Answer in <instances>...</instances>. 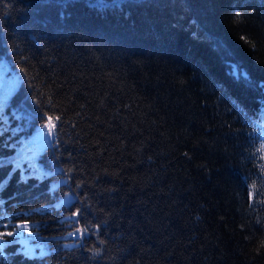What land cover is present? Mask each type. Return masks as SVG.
Instances as JSON below:
<instances>
[{
  "label": "trees",
  "instance_id": "obj_1",
  "mask_svg": "<svg viewBox=\"0 0 264 264\" xmlns=\"http://www.w3.org/2000/svg\"><path fill=\"white\" fill-rule=\"evenodd\" d=\"M94 2L106 0H71L61 20L57 0H0V159L20 165L0 167L6 182L0 220L29 218L35 242L55 244L41 264H264V204L249 195L253 183L264 191L258 165L249 160V134L261 131L264 99L229 76L210 44L192 37L190 23L195 18L201 35L226 44L230 60L262 81L260 0H249L240 18L232 12L237 0H188L191 11L179 0L175 6L162 0L167 7H131L128 18L101 15ZM15 75L23 78L18 85ZM29 95L45 107L51 97L56 109L48 114L64 121L59 139L75 161L64 152L49 164L60 152L35 139L43 121L26 123L17 115L32 109ZM141 143L137 156L133 146ZM33 165L54 174L32 175ZM58 165L74 168L75 182L91 183L102 168L119 173L105 177L112 181L105 187H118L126 199L114 202L124 205L123 219L113 217L103 235V258L62 247L72 243L60 240L69 212L54 205L70 188L55 173ZM13 264L37 262L17 255Z\"/></svg>",
  "mask_w": 264,
  "mask_h": 264
},
{
  "label": "snow or ice",
  "instance_id": "obj_2",
  "mask_svg": "<svg viewBox=\"0 0 264 264\" xmlns=\"http://www.w3.org/2000/svg\"><path fill=\"white\" fill-rule=\"evenodd\" d=\"M70 3L71 0H57L58 6L62 9L59 13L61 20L66 18V13L63 9H66ZM171 3L175 6L176 0H171ZM179 3L184 11L192 10L188 0H179ZM91 6L98 12L103 9L104 12H102L101 15L111 11L120 12L125 18H128L130 16L128 9L131 7H152L163 9L164 7H167V4L163 3L162 0H106L104 3L94 2ZM248 7L249 0H237L232 6V12L236 18H240L242 10ZM260 7L264 8V0H260ZM252 11L254 12L255 8H252ZM190 23L195 28L191 33L192 37L201 42H208L210 44L213 50L221 56L222 61L228 68L229 76L233 78L236 83L242 84L245 88L257 91L260 94V97L264 99V80L257 81L252 79L250 74L238 62H232L230 60L233 55L231 50L228 49L226 44L218 38L206 32L201 35L203 29L195 18H193ZM12 50L15 51V48ZM20 71L25 77L28 75L25 68H21ZM28 87L32 88L34 85L29 84ZM6 100L7 97H5V101ZM25 100L31 101L33 107L30 111L21 109V112L17 114L18 118L26 123L42 120L43 123L39 125L37 137L47 148H54L57 152H60V155L53 154L55 155V158L50 159L49 164H56V162L61 159V156L64 155V152H67V155L64 157L65 159L75 161L76 157L73 156V151L68 149L67 145H64L62 148L59 139L63 130L64 121L59 115L53 116L48 114L54 112L56 109L51 97L47 98L46 107L44 100L34 98L31 95L26 96ZM81 107H83V105H81ZM98 107H105L103 99L100 101ZM77 115H79V113ZM97 121L104 123V121H100L99 117H97ZM258 123L261 128L260 133L257 135H253L252 133L249 134V145L252 149V151L249 152V160L250 162L257 163V175L264 179V175H262L264 174V120ZM253 132H256L255 128L253 129ZM116 139H119V137H116ZM80 147L84 148V145H81ZM133 147L135 154L139 156L144 145L141 143L140 147ZM94 155H100V153H95ZM185 155L187 156L188 154L185 153ZM147 159L151 161L152 157L149 156ZM9 166H12L14 169L20 167L18 162L8 159H0V167ZM73 171L74 168H67L59 165L55 168V173H60L67 177V179L61 180V184H67L70 188L69 192L62 194L59 202L54 205L56 208L64 209L69 212V215L64 216L61 221L62 225L68 230L66 235L60 237V240L71 238L72 243H64L62 245L63 248L83 249L90 253L88 259L95 261L98 258H103L106 251L103 246L107 244V241L103 239V235L108 233L112 224V218L119 217L120 219H123L124 205L120 204L119 208H117L114 202L117 199H126V197L118 196V193L120 192L118 187H105L106 183L112 184V181H106L105 177H117L119 176L118 172H110L108 168H102L100 172H97L92 177V182L88 183L84 180L75 182L72 177ZM93 171L95 172V169H93ZM31 174L48 177L54 173L51 169L45 171L42 166L37 167L36 165H33L31 168ZM20 182L27 183V180L22 177ZM5 187L6 182L0 181V191ZM86 187L92 190L91 194H89V191H81V189ZM129 191H132V189H129ZM249 195L253 197L254 202L264 204V200L258 199L260 196H264V191L259 190L254 183L250 186ZM3 203H5V201L0 199V205ZM137 204H144V201L138 199ZM23 219L24 222L22 223L3 222V220H0V264H13L14 258L17 255L21 256L24 260L34 261L37 262V264H41V262H45L48 257L55 254V244L49 243L48 238H45L42 242H35V236L38 233L33 232L31 224L28 223L29 218ZM197 220H199V217H197ZM256 222L257 224L261 223L260 220H257ZM129 224L131 225V221H129ZM116 227L118 228L119 224H116ZM50 239L56 244L59 243L56 237H51ZM13 246H16L15 251H8V249ZM119 251L123 252L125 250L119 249ZM108 258L111 260L116 259V257L113 256H109Z\"/></svg>",
  "mask_w": 264,
  "mask_h": 264
},
{
  "label": "rangeland",
  "instance_id": "obj_3",
  "mask_svg": "<svg viewBox=\"0 0 264 264\" xmlns=\"http://www.w3.org/2000/svg\"><path fill=\"white\" fill-rule=\"evenodd\" d=\"M15 77H16V78H15V81H16V82H15V85H18V82L21 80V77L18 76V75H15ZM35 139L37 140V139H39V138L36 136ZM29 171H31V168L29 169Z\"/></svg>",
  "mask_w": 264,
  "mask_h": 264
}]
</instances>
